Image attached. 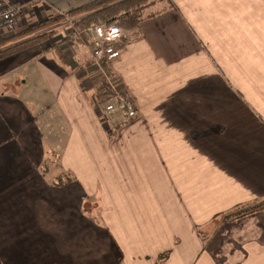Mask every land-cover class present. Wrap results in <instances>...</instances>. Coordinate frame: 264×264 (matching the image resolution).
Masks as SVG:
<instances>
[{"label":"crops","instance_id":"0c3cea01","mask_svg":"<svg viewBox=\"0 0 264 264\" xmlns=\"http://www.w3.org/2000/svg\"><path fill=\"white\" fill-rule=\"evenodd\" d=\"M162 3L108 67L130 122L72 37L0 60V264H264V0Z\"/></svg>","mask_w":264,"mask_h":264},{"label":"built area","instance_id":"2783aa9c","mask_svg":"<svg viewBox=\"0 0 264 264\" xmlns=\"http://www.w3.org/2000/svg\"><path fill=\"white\" fill-rule=\"evenodd\" d=\"M27 11V5L0 1V34L14 32L21 17ZM77 34L79 35V32ZM88 34V45L83 44V47L90 54V67L94 74L101 78L102 85L107 86L108 96L100 107L102 120L106 123L110 120L111 123L115 120H134L138 111L132 97L118 88L116 80H113L112 75L110 76L107 71L109 65L122 55L121 41L125 34L117 26L106 27L101 24L92 25L88 29Z\"/></svg>","mask_w":264,"mask_h":264},{"label":"trees","instance_id":"16d2710c","mask_svg":"<svg viewBox=\"0 0 264 264\" xmlns=\"http://www.w3.org/2000/svg\"><path fill=\"white\" fill-rule=\"evenodd\" d=\"M152 2L155 3V0H95L88 5L71 11L69 14H76V16L79 14L83 16L78 21L79 26L96 25L95 23H99L106 27L117 26L123 34H126L137 29L141 21L154 15L145 14V10L151 7ZM61 20L62 17L60 16L51 20H45L37 25L24 29L15 35L0 39V60L22 52L35 45L42 44L41 42L46 38V35L37 36L36 33L60 23ZM105 68H107L106 65ZM60 182L62 181L60 180L59 183ZM263 207L264 203H258L245 209L241 208L232 214L236 217L242 216L243 213H251L252 211L259 210Z\"/></svg>","mask_w":264,"mask_h":264},{"label":"rangeland","instance_id":"374dc122","mask_svg":"<svg viewBox=\"0 0 264 264\" xmlns=\"http://www.w3.org/2000/svg\"><path fill=\"white\" fill-rule=\"evenodd\" d=\"M164 1L165 0H155V4L153 6H151V7H149V9L146 10L145 14H148L149 12L158 9L159 7H162L163 6L162 2H164ZM153 3L154 2H152V4ZM34 9L35 10L34 11L32 10V12H38L39 11L38 8H34ZM27 12L25 13V15L28 14ZM41 13H42L43 19L40 20V17L36 16V18H37V20H36L35 17H32L30 15L29 17H31V19H33L32 20L33 22L32 23L29 22L26 26H23L22 24H20L22 22V19H23L22 17L24 16L23 15L21 17L19 23H18V26L14 30V32L9 33V34H6V33L3 34L2 33V34H0V39L9 37L11 35H15V34L21 32V31H23L24 29L32 27L34 25H37L40 22H43L45 20H51V19H54V18L60 16V17H62V20H61L60 23H58V24H56V25H54V26H52L50 28H45L44 30H41V31L36 33L37 36L38 35H42V36L46 35V38L44 40H42L41 43H48V41H55L52 44L58 46V45L63 43V39L65 37H72V38L78 40V42L80 44H84L85 46L88 45V41H89L88 29L90 27H92V25H94V24H92L90 26H79L78 25V21L81 19V17H83L82 15H79V14H77L78 16H76V14L75 15H71V14L62 15V14H57L56 13V14H52V16H50V17H46V16H44V15H46L44 12H41ZM91 13H93V12H91ZM95 24L97 25L99 23H95ZM76 30L79 32V35L77 34L78 32ZM68 33H69V35H68ZM22 96L25 97V95H22ZM125 122H130V121H125ZM117 125H119V124H117ZM55 161H56V158H55ZM87 205H88L87 206L88 210H90L93 207V205H91V204H87ZM75 224H76V221L74 220L71 223V228L72 229L75 228ZM101 228L104 229V230H107L105 227H101ZM127 233L129 235V240L131 242H133V243L140 242L142 240V238H141L142 235H147V236L150 237L152 234H154V233H149V232H144V231H142V234H141L140 231H137V230L127 231ZM89 236H91V235H89Z\"/></svg>","mask_w":264,"mask_h":264}]
</instances>
